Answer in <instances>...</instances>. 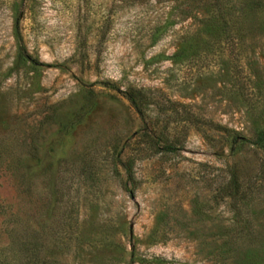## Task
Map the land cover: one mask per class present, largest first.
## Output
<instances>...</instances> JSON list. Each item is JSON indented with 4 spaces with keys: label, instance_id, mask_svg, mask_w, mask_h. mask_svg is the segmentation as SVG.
I'll return each instance as SVG.
<instances>
[{
    "label": "rangeland",
    "instance_id": "obj_1",
    "mask_svg": "<svg viewBox=\"0 0 264 264\" xmlns=\"http://www.w3.org/2000/svg\"><path fill=\"white\" fill-rule=\"evenodd\" d=\"M261 129L260 0H0L20 264H264Z\"/></svg>",
    "mask_w": 264,
    "mask_h": 264
},
{
    "label": "trees",
    "instance_id": "obj_2",
    "mask_svg": "<svg viewBox=\"0 0 264 264\" xmlns=\"http://www.w3.org/2000/svg\"><path fill=\"white\" fill-rule=\"evenodd\" d=\"M261 3L264 5V0H260ZM19 57L25 56V48L24 46H20L19 48ZM109 85V84H107ZM127 100L140 112V108L137 104V101L135 97L132 94H127L126 96ZM253 145H255L256 148L264 151V129L257 130L254 133V140H253ZM171 147L169 145H164L163 148H161L160 151H167L170 150ZM126 167V173L128 177H130V164L128 162L125 164ZM129 180L124 182V188L127 189V185ZM10 235H11V240L7 244H4L3 246L0 247V264H20V258L18 256V252L16 251V242L17 240L15 239L16 237V226H12L10 228ZM31 260V259H30ZM30 264H33L32 261H30Z\"/></svg>",
    "mask_w": 264,
    "mask_h": 264
}]
</instances>
